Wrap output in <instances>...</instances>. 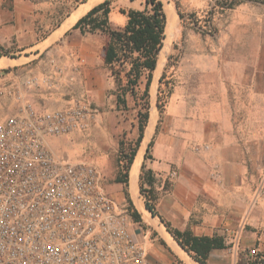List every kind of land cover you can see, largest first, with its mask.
I'll return each mask as SVG.
<instances>
[{
    "label": "crops",
    "instance_id": "crops-1",
    "mask_svg": "<svg viewBox=\"0 0 264 264\" xmlns=\"http://www.w3.org/2000/svg\"><path fill=\"white\" fill-rule=\"evenodd\" d=\"M40 5L13 0L10 20L0 26V47L14 37L21 45L18 53L28 55L25 58L32 56L30 64L12 70V74L18 79L34 77L39 85L23 89L18 101L11 97L1 100L11 104L12 114L23 113L25 105L42 113L66 109L78 100L108 103L114 82L103 70L106 36L82 34L71 27L62 36L37 39L33 20ZM111 14L118 27L125 23L124 15ZM210 29L194 33L193 48L181 56L177 70L181 83L173 87L167 107L170 124L163 127L150 156L149 169L175 178L170 193L163 196L165 204L159 215L173 225L175 213L186 208L184 201L226 202L229 206L235 202L242 207L247 204V211L255 198L247 211V223L264 229V176L257 182L249 177L251 164L257 170L262 168L260 156L253 155L252 161L250 154L264 153V0L220 8ZM15 60L0 58L3 64ZM105 118V114H95L85 135L101 133L107 138ZM74 133L83 132L70 134ZM68 135L47 137L46 145ZM51 153L57 159L69 160ZM97 158V163L104 159L103 155ZM171 164L176 170H170ZM215 210L210 205L207 221H215ZM182 253L183 260L192 264Z\"/></svg>",
    "mask_w": 264,
    "mask_h": 264
},
{
    "label": "built area",
    "instance_id": "built-area-1",
    "mask_svg": "<svg viewBox=\"0 0 264 264\" xmlns=\"http://www.w3.org/2000/svg\"><path fill=\"white\" fill-rule=\"evenodd\" d=\"M38 85L0 70V100L18 101ZM23 111L0 121V264H154L98 169L57 159L46 146L47 137L87 132L93 106L78 100L63 110ZM243 229L220 231L232 264H264L261 237L240 250Z\"/></svg>",
    "mask_w": 264,
    "mask_h": 264
},
{
    "label": "rangeland",
    "instance_id": "rangeland-1",
    "mask_svg": "<svg viewBox=\"0 0 264 264\" xmlns=\"http://www.w3.org/2000/svg\"><path fill=\"white\" fill-rule=\"evenodd\" d=\"M30 1L37 5L41 3L39 7L40 9H37L36 11L37 14L35 20H33V27L37 33L36 37L37 39H40L46 35L62 36L80 17L84 16L92 7L105 0ZM111 1L110 12H113L116 16L117 13H119L120 8L142 9L144 3V0ZM160 1L166 15L165 38L163 40V46L158 54L157 64L160 59L161 65L157 73L154 92L152 93L153 80L156 74L155 71L153 72L152 81L148 91V107L145 108V100L142 97L145 82L144 79L141 80L140 84L135 89L134 95H131L129 92L126 93L125 104L117 103L118 85L115 81L114 75H112V70L104 64L103 70L105 71V74H107L114 82L113 89L108 94V99L110 101L105 105L96 103L91 104L96 115L105 114L106 116L104 123L107 130V138L103 137L99 132V134H91L88 136L85 135L86 132L74 133L61 139H52L49 142V146H46L50 152L54 151L56 154L68 157V161L70 162L88 160L86 161L87 163L94 165L98 169L101 174L102 188L114 199L119 209L124 210L130 217V220L135 223L133 228H135L139 241L141 240L144 243L147 254L154 264H187L178 257L180 256L182 259L186 258L182 251L186 253L191 262L198 264L187 252L180 248L178 243L167 230L166 226L160 221V218L162 217L159 213L165 204V198L163 199V196H167V194L170 193L175 178L170 176L167 172L153 171L149 169L148 165L151 159L148 158L145 160L143 157L147 145L150 142L151 146L148 155L152 156L153 147L155 146L163 127L166 128L170 124L166 117L169 95L172 92L173 87L181 83L180 79L182 77L180 78L177 76V70L184 50L193 48V40L191 36L194 33L210 32V23L213 19V15L217 10H220V8L228 9L231 5L233 7L248 0ZM215 6L218 9H214ZM11 8V0H0V15L3 12V17H0V26L4 24L6 25L9 22L10 17L8 14L11 11ZM179 12L182 17L179 16ZM111 13L108 15L110 25L112 27H118L117 19H113ZM68 19L72 21L67 26H64V23ZM62 22L63 24L59 28H56V25H60ZM51 31H53L52 34H50ZM92 35L103 36V34L98 31ZM167 37L168 39H166ZM8 39L9 44L5 45V47H0V58L8 57L17 60L13 63L8 62L5 64L0 61V70L14 71V69H19L24 65L30 64L29 62L32 56L25 58V56L28 55L18 53V48H20L19 46L21 45L16 42V39L14 37H9ZM162 75L164 77L160 82L159 79ZM123 83L124 80L122 81V84ZM158 97L160 98V103L163 105L162 114H159L157 109ZM10 105L11 104H9L7 100H0V121L12 114L11 110L8 108ZM146 112L148 118L146 120L143 138L136 151L133 163L130 165L128 171H125L123 168L119 169L117 159L119 156L121 157L120 152L122 151L123 154H126L129 152L131 146H133L138 135L139 114L142 115ZM88 132L89 131H87V133ZM102 155L104 159L97 163V157H101ZM139 155H141V158L139 160L135 180L133 181V165L136 163V158H138L137 156ZM250 155L252 161L254 160L252 159L253 155H259L262 162V168L260 170L255 169L252 164L250 165L249 177L250 179H256L255 181L257 182L258 179L260 180L264 176V153ZM142 164H144L143 170L141 169ZM147 170H151L154 177L152 191H150L151 193L148 191L140 192L139 187L141 173H144ZM170 170H176L174 164H171ZM119 171L121 172L122 177L127 176V183L125 185L114 181L116 175L119 174ZM253 187L254 191H256L257 185L255 183ZM144 188H147L146 185ZM132 190L135 192V198ZM147 195H155L157 197V200L154 202V211L156 213V216L154 217L146 209ZM183 203L186 208L181 212L175 213L174 226L162 218L164 222L169 224L171 229H176L181 232L189 230L196 236L215 235L222 237L220 232L222 227L242 225L244 229L242 231L240 250L247 247L251 248L257 237H261L263 240L262 242L264 243V229L261 228L260 225L259 227H252L247 223L248 212L249 209L254 206L255 198L249 204L247 209L248 212L246 211L247 204L242 207L237 206L235 202H233L231 206L227 205L226 202H215L213 205L206 200H188ZM210 205L212 208L216 209L214 216L215 221L212 222L207 221L208 217L206 216L210 209ZM133 213L138 214L139 221H134ZM165 235H169V240L171 239L177 244H175V247L178 248L177 250L168 244ZM224 244L226 246L225 241ZM225 249L213 250L210 253V258L208 257L206 264H232V257Z\"/></svg>",
    "mask_w": 264,
    "mask_h": 264
},
{
    "label": "trees",
    "instance_id": "trees-1",
    "mask_svg": "<svg viewBox=\"0 0 264 264\" xmlns=\"http://www.w3.org/2000/svg\"><path fill=\"white\" fill-rule=\"evenodd\" d=\"M111 2V0H105L92 7L71 27L72 29H78L82 34H93L98 31L106 36L103 47V61L112 70V75H114L117 82V103L125 104L126 93L129 92L134 95L135 89L144 79L142 97L145 100V108H147L152 75L156 69L158 54L165 38L166 15L162 3L160 0H144L142 9L120 8L119 13L125 16V23L119 27H112L108 19ZM179 16L182 17L180 12ZM163 77V75L160 77V82ZM123 80L124 83L122 84ZM157 109L159 114H162L163 105L160 103L159 97L157 98ZM147 118V112L142 115L139 114L137 138L128 153L123 154L122 151L120 152L121 157L119 156L117 159L119 169L129 170L142 141ZM150 146L151 142L147 145L144 154L145 160L150 158L148 155ZM141 169H144V164H142ZM126 177H122L119 171L114 181L125 185L127 183ZM153 183L154 177L151 170L141 173L140 192L148 191L151 193ZM145 185L147 188H144ZM147 197L146 209L154 217L156 216L154 202L157 197L155 195H147ZM133 218L135 222L139 221L138 214L133 213ZM160 221L166 226L180 248L187 252L198 264H206L213 250L225 249L224 240L221 236H196L189 230L181 232L171 229L169 224L164 222L162 218H160Z\"/></svg>",
    "mask_w": 264,
    "mask_h": 264
},
{
    "label": "bare ground",
    "instance_id": "bare-ground-1",
    "mask_svg": "<svg viewBox=\"0 0 264 264\" xmlns=\"http://www.w3.org/2000/svg\"><path fill=\"white\" fill-rule=\"evenodd\" d=\"M167 14V13H166ZM170 19V18H169ZM65 26V25H64ZM167 29V28H166ZM167 31V30H166ZM169 31V30H168ZM167 33V32H166ZM166 39H168V37L166 38ZM159 58H160V56H159ZM160 65H161V60L159 59V61H158V64H157V67H156V69H155V72H156V74H155V77H154V80H153V88H152V93L154 92V88H155V83H156V80H157V73H158V70H159V67H160ZM153 117H154V114H153ZM138 158H136L137 160H136V163H134V165H133V173H132V179H133V181L135 180V177H136V173H137V169H138V166H139V160H140V158H141V155H139V156H137ZM134 183V182H133ZM135 186V185H134ZM133 191V190H132ZM134 192V191H133ZM133 195H134V198L136 197L135 196V192L133 193ZM137 200V199H136ZM137 202H138V200H137ZM163 229V228H162ZM161 230V229H160ZM160 232V231H159ZM162 232V231H161ZM163 233V232H162ZM166 236V235H165ZM169 235L168 236H166V238H167V241H168V244L172 247V248H176L175 247V243L170 239L169 240ZM165 238V237H164ZM178 248H176V250H177ZM176 256H178V255H176ZM187 256V255H186ZM181 260H183L180 256H178ZM188 257V256H187ZM188 260H189V258H188ZM184 261V260H183ZM191 262V261H190ZM187 263V262H186ZM187 264H189V263H187ZM193 264V263H192Z\"/></svg>",
    "mask_w": 264,
    "mask_h": 264
},
{
    "label": "water",
    "instance_id": "water-1",
    "mask_svg": "<svg viewBox=\"0 0 264 264\" xmlns=\"http://www.w3.org/2000/svg\"><path fill=\"white\" fill-rule=\"evenodd\" d=\"M63 22H64V21H63ZM63 22H62L61 24H63ZM59 26H60V25H59ZM73 26H74V25H73ZM73 26H72V27H73ZM12 59H13V58H12ZM145 152H146V150H145ZM143 159H144V157H143ZM132 163H133V162H132Z\"/></svg>",
    "mask_w": 264,
    "mask_h": 264
}]
</instances>
